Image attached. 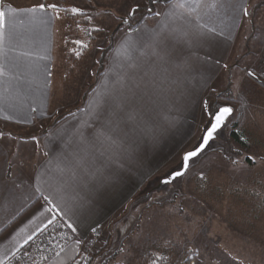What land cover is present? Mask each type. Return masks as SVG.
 Returning a JSON list of instances; mask_svg holds the SVG:
<instances>
[{
    "label": "crops",
    "instance_id": "obj_1",
    "mask_svg": "<svg viewBox=\"0 0 264 264\" xmlns=\"http://www.w3.org/2000/svg\"><path fill=\"white\" fill-rule=\"evenodd\" d=\"M211 2L203 0L195 11L175 9L165 21L174 0L155 21L132 28L107 53L84 105L37 135L39 124L53 118L54 79H60L62 64L59 13L37 10L6 20L0 53V261L56 216L87 242L92 227L108 225L194 141L202 101L212 77L225 67L240 5H246L219 0L212 9ZM4 3L28 9L44 0Z\"/></svg>",
    "mask_w": 264,
    "mask_h": 264
},
{
    "label": "rangeland",
    "instance_id": "obj_2",
    "mask_svg": "<svg viewBox=\"0 0 264 264\" xmlns=\"http://www.w3.org/2000/svg\"><path fill=\"white\" fill-rule=\"evenodd\" d=\"M51 1L60 9L69 10L68 13L73 7L81 9L101 32L89 38L82 35L83 31L74 33L75 23L84 18L78 16L74 20L67 12H59L57 53H61L58 63L62 64L56 72L60 79H54L53 118L39 124L34 131L36 135L84 105V96L102 72L100 65L108 57L107 49L142 22L157 19L147 13L146 6L161 12L166 5L152 4L150 0ZM132 3H140L141 12L129 18L128 23H121ZM245 4L250 15L239 17L225 67L223 63L212 77L211 88L205 96L214 108L233 107L226 127L192 163L185 176L158 189L179 167L184 152L200 143L206 126L203 118L194 141L178 158L153 177L124 211L97 230L99 235L94 234L90 240L82 242L86 255L101 251L108 242L109 232L117 230V223L122 221L128 222L130 235L122 243L117 237L110 240V248L121 243L125 249L116 264H153L151 257L155 255L165 257L166 264H181L185 251L193 246L200 255L191 261L184 260V264H264V76L253 79L246 75L250 69L258 74L264 70V0H246ZM80 29L83 26L75 32ZM74 40L89 44V49L84 59L75 65L74 77L65 79L66 52L72 49L68 43ZM237 84L239 89L234 87ZM236 125L248 139L246 148L232 141L231 132ZM249 155L255 156L254 165L246 164ZM231 160L240 161L242 166L234 169ZM201 174L205 179H201ZM200 181L205 185L199 184ZM21 229L25 228L21 226ZM10 231L6 238L13 236L15 229ZM150 254L152 256L147 258ZM106 264L115 263L108 260Z\"/></svg>",
    "mask_w": 264,
    "mask_h": 264
},
{
    "label": "trees",
    "instance_id": "obj_3",
    "mask_svg": "<svg viewBox=\"0 0 264 264\" xmlns=\"http://www.w3.org/2000/svg\"><path fill=\"white\" fill-rule=\"evenodd\" d=\"M172 1L174 0H157L158 3H164L166 5L171 3ZM45 2V4H51L52 1L46 0ZM68 16L74 20L75 17H78L74 16L70 12L68 13ZM75 24L77 26L74 28V33H80L81 31H83L82 35H85L86 38L95 37L101 32L93 31L91 32L90 36L88 35V31H90L91 28L95 26L92 20L89 21L84 18ZM80 26H83V29L75 32L76 28H81ZM75 35L77 36V34ZM68 44L72 47V49H69L66 52L67 73L65 79L74 77L75 65H77L84 59V56L89 49V44L87 43V47L84 49H80L79 45L73 44L72 42H69ZM111 49L112 46L107 49V53ZM75 51H80L81 55L77 57L75 55ZM237 128L238 127L236 125L234 130L231 132L232 141L240 147H248L249 143L246 135L244 134V132L237 130ZM242 137L243 139H241ZM246 164L254 165L253 161L248 159H246ZM199 184H203V186L205 185L204 181H200ZM259 194H261V192H259ZM163 202L165 203V201ZM153 205H156V203H154ZM141 218L142 216L139 218V220ZM117 224V230H115L114 232H109L108 242L106 243L105 247L98 253L88 256L83 252V243L79 245V248L77 250L76 241L79 239L77 238L75 233L66 226L63 220L60 217L56 216L51 224L47 225V227L38 232L30 241H28L24 246L17 250L7 261H5L4 264H100L101 262L106 264L108 260L114 261V263L116 264L118 256L121 254L120 249L123 248L121 243L123 242L124 238L126 239L130 235V227L128 222L122 223L121 221ZM113 237L119 238L121 243L118 246L114 245L112 248H110V240ZM116 241L114 242V244L116 243ZM61 248H63V251H61ZM57 253H59V255H57ZM108 255H110V257H108ZM150 256L152 255L150 254L149 256H147V258ZM157 257H160V259H156ZM151 258L152 260L156 261V264H166L167 259L163 256L155 255ZM146 260L147 259L145 258L144 261Z\"/></svg>",
    "mask_w": 264,
    "mask_h": 264
},
{
    "label": "snow or ice",
    "instance_id": "obj_4",
    "mask_svg": "<svg viewBox=\"0 0 264 264\" xmlns=\"http://www.w3.org/2000/svg\"><path fill=\"white\" fill-rule=\"evenodd\" d=\"M150 3L155 4L157 3V0H150ZM203 3V0H176V3L173 5V11H170L169 13H165L164 18L165 21L169 16L175 15V9H186L190 11H195L197 8L201 6ZM219 0H212V2L208 5L210 8L215 9L218 6ZM48 9H51L53 12L59 13L61 11L68 12L67 9H60L57 4L51 3V4H44L40 3L38 6L28 8V9H18L15 7H12L10 4L6 5L4 3V0H0V53L3 51V44L5 40V26H6V20L9 18H14L19 15H31L34 16L37 13V10L40 12H46ZM142 10V6L140 3H132L128 5L126 16L121 19V23H128L129 18L134 17L138 13H140ZM240 10L243 13L244 17H247L250 15L247 6L244 4L240 5ZM71 13L74 16H83L85 19L91 21V17H89L85 12H83L81 9L73 7L71 10ZM147 13L160 17L161 13L154 11L152 7L146 6ZM57 18L59 19V15H57ZM79 26V25H78ZM166 26V24L164 25ZM101 29L98 27L93 26L90 31H88V35H91V32L93 31H100ZM209 32H214V29L209 28ZM73 44L79 45L80 49H84L87 47V44L84 43L82 40H74L72 41ZM75 55L79 57L81 55L80 51H75ZM218 62V61H217ZM0 75H3L2 68H0ZM246 75L248 77H251L253 79H260V76H264V70L261 71V73H257L255 70L250 69L246 72ZM237 89H239V85H234ZM233 107L231 106H222L218 108H214L213 105L209 102V100L205 99L202 101V116L206 122V126L204 129V134L200 138V143L197 144L193 149L188 150L184 152L182 155L180 165L179 167L171 173L170 178L165 179L164 183L171 184L173 181L177 180L180 177H183L186 175V173L189 171L191 163L200 156V154L207 148L208 144L215 140L217 138V135L221 132L222 129H224L227 125V122L229 118L233 115ZM243 139V137L241 138ZM247 142V141H245ZM248 160L254 161L255 156L249 155L247 157ZM234 169H239L242 165L240 161L237 160H231L230 161ZM201 179H205L203 174H201ZM39 191V189H37ZM46 201H48L49 204L52 203V201L49 199L48 196L43 197ZM49 211H55V208L49 209ZM57 215H60V212L56 213ZM49 224L52 223V220L48 221ZM66 226L72 230V232H76L77 228L70 222H65ZM47 227V225H45ZM91 232L93 234L99 235L97 228L92 227ZM32 237L29 236L27 240H25V243L28 242V240H31ZM82 243V241L77 240L76 246L77 250L79 248V245ZM106 243V241H105ZM61 251H63V248H61ZM121 252H124L125 249L121 248ZM59 255V253H57ZM200 253L198 250L193 246L190 249H187L184 253V260L191 261L193 257H198ZM156 259H160V257H157ZM184 260L181 261V264H184ZM0 264H4L3 261H0ZM153 264H156V261L153 260Z\"/></svg>",
    "mask_w": 264,
    "mask_h": 264
},
{
    "label": "water",
    "instance_id": "obj_5",
    "mask_svg": "<svg viewBox=\"0 0 264 264\" xmlns=\"http://www.w3.org/2000/svg\"><path fill=\"white\" fill-rule=\"evenodd\" d=\"M223 130V129H222ZM221 130V131H222ZM214 141V140H213ZM213 141H211L209 144H208V146H207V148L200 154V156L204 153V152H206V150L209 148V146L211 145V143L213 142ZM199 156V157H200ZM199 157H197L196 159H198ZM195 159V160H196ZM181 178V177H180ZM176 181V180H175ZM174 182V181H173ZM165 185H167L166 183H164V180L161 182V184H160V186L158 187V189H160L161 187H163V186H165Z\"/></svg>",
    "mask_w": 264,
    "mask_h": 264
}]
</instances>
